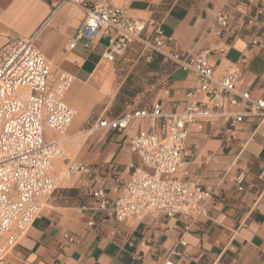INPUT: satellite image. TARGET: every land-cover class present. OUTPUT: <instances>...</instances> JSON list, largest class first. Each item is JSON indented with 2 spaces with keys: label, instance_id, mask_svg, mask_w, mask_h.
Masks as SVG:
<instances>
[{
  "label": "crops",
  "instance_id": "1",
  "mask_svg": "<svg viewBox=\"0 0 264 264\" xmlns=\"http://www.w3.org/2000/svg\"><path fill=\"white\" fill-rule=\"evenodd\" d=\"M62 1L0 0V47L9 38L40 33L39 47L52 69L73 77L66 102L75 106L73 87H87L92 94L69 128L73 144L66 146L68 158L55 160L50 171L57 179L55 194L4 264H164L166 260L264 264V119L249 114L243 102L228 103L224 115L211 122L189 126L177 176L214 190L202 203L204 215L188 220L153 212L119 222L111 213L98 210L93 192L104 189L111 198L118 196L116 190L141 164L140 157L129 151V140L158 129L161 119L135 120L122 132H95V124L156 105L163 115L182 112L202 101L197 92L200 80L164 57L145 52L139 44L114 63L104 59L106 38L90 48L79 42L68 49L86 13L73 5L59 6ZM107 1L134 18L158 21L177 49L210 51L208 61L217 79L243 61L238 90L264 100V0ZM223 9L231 19L229 27L217 34L215 16ZM126 82V87L129 82H140L141 89H136L126 107L116 109V96ZM102 98L104 108L97 112L86 139L75 140ZM76 122L78 129L74 130ZM51 136L48 130L47 137ZM50 141L59 142L54 137ZM72 162L87 164L90 171L69 173L65 168ZM66 234L74 238L73 243L66 240Z\"/></svg>",
  "mask_w": 264,
  "mask_h": 264
},
{
  "label": "built area",
  "instance_id": "2",
  "mask_svg": "<svg viewBox=\"0 0 264 264\" xmlns=\"http://www.w3.org/2000/svg\"><path fill=\"white\" fill-rule=\"evenodd\" d=\"M64 4L86 13L77 35L68 41V49L79 42L90 48L106 38L104 59L114 63L139 44L145 52L164 57L200 80L197 92L202 101L186 106L182 112L163 115L160 105H156L95 124L98 130L122 132L135 120L161 119L158 129L140 132L129 140L128 149L140 157L141 164L116 190V198L104 189L93 192L98 210L111 213L119 222L153 212L168 217L181 215L188 220L204 215L202 203L212 197L214 190L180 178L177 173L183 164L190 125L211 122L215 116L224 115L228 103L237 106L240 102L249 114L264 119V100L238 90L243 61L217 79L208 61L210 51L177 49L156 20L134 18L107 0H63L59 6ZM230 19L228 10L216 14L217 34L229 27ZM39 38L40 33L29 38L12 37L0 47V264L28 233L44 203L57 190V179L50 171L56 158L67 159V155L60 149V141H50L53 136L48 138L47 131L66 134L77 116V110L65 99L73 77L52 69L39 47ZM89 171L87 164L72 162L68 166L69 173ZM65 238L74 241L69 234ZM164 264L176 263L166 260Z\"/></svg>",
  "mask_w": 264,
  "mask_h": 264
},
{
  "label": "rangeland",
  "instance_id": "3",
  "mask_svg": "<svg viewBox=\"0 0 264 264\" xmlns=\"http://www.w3.org/2000/svg\"><path fill=\"white\" fill-rule=\"evenodd\" d=\"M127 82L120 89L119 93L116 96V102H117V104L114 105V107L116 109H121L122 110L124 107H126V103L127 102H130L131 99L134 98L135 93H136V89H139V90L141 89L140 82H135V83L134 82H129L128 83V87H126L127 86ZM132 85H134V88L131 87ZM127 88L129 90H127ZM71 94L73 96V101L75 102V106H73V107L75 109H77V111H80V109H81L82 105L85 103V101L89 100L92 97V94L87 89V87H82V88L73 87L72 90H71ZM99 94L101 96L103 95L102 89H100V93ZM104 100L105 99L102 98V101L94 106L92 118L90 119V121L88 123L85 124V126H83L80 129L79 135H77L74 138L75 140L83 141V140L86 139L87 134H88V131L91 130L92 129V125H94L96 123L94 120L97 119V117H96L97 112L99 110H101V109L104 108V105L105 104L102 103V102H104ZM76 125H77V122L74 124V127H73L74 130H77L78 129V127ZM94 131L95 132H98L99 130L96 129ZM53 137H54V139L60 141L59 142V147H60V149L63 152H65V154L67 155V158H68L69 154H68V152L66 150V146L73 144V139L70 138V129L68 130V132L66 134L54 133L53 134ZM55 160H64V159H62V158H56ZM65 170L68 171L67 168H65Z\"/></svg>",
  "mask_w": 264,
  "mask_h": 264
},
{
  "label": "bare ground",
  "instance_id": "4",
  "mask_svg": "<svg viewBox=\"0 0 264 264\" xmlns=\"http://www.w3.org/2000/svg\"><path fill=\"white\" fill-rule=\"evenodd\" d=\"M54 144H55V142L54 141H52Z\"/></svg>",
  "mask_w": 264,
  "mask_h": 264
}]
</instances>
